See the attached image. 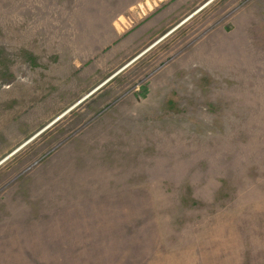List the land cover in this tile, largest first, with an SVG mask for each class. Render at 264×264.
Listing matches in <instances>:
<instances>
[{"label": "rangeland", "instance_id": "obj_1", "mask_svg": "<svg viewBox=\"0 0 264 264\" xmlns=\"http://www.w3.org/2000/svg\"><path fill=\"white\" fill-rule=\"evenodd\" d=\"M7 155L0 264H264V0H0Z\"/></svg>", "mask_w": 264, "mask_h": 264}, {"label": "crops", "instance_id": "obj_2", "mask_svg": "<svg viewBox=\"0 0 264 264\" xmlns=\"http://www.w3.org/2000/svg\"><path fill=\"white\" fill-rule=\"evenodd\" d=\"M171 21V17L165 15V13H163V10H160V12H157L155 14L150 15L148 18H145L142 22H140V24L137 25V27H135L129 34H128V42L130 43V45L132 47H129V49L126 50V42L124 43V47L123 49L126 50V52L131 51L133 48H135L138 45H141L143 43H147L148 41H150V39H152L153 37L158 36L162 30L166 27H168L169 22ZM176 25V24H175ZM174 27V26H173ZM171 29V28H170ZM170 29H168L167 31H165L162 35L166 34ZM173 31V30H172ZM171 31V32H172ZM169 32V33H171ZM168 33V34H169ZM168 34H166L165 36H167ZM161 35V36H162ZM159 36V37H161ZM164 36V37H165ZM158 37V38H159ZM162 37V39L164 38ZM157 38V39H158ZM160 39V40H162ZM159 40V41H160ZM158 41V42H159ZM156 42V43H158ZM155 43V44H156ZM152 47V46H151ZM137 55V54H136ZM135 55V56H136ZM125 56V55H124ZM130 55H126V59L127 57H129ZM134 56V57H135ZM133 58V57H132ZM131 58V59H132ZM127 63V62H126Z\"/></svg>", "mask_w": 264, "mask_h": 264}, {"label": "bare ground", "instance_id": "obj_3", "mask_svg": "<svg viewBox=\"0 0 264 264\" xmlns=\"http://www.w3.org/2000/svg\"><path fill=\"white\" fill-rule=\"evenodd\" d=\"M208 2H209V1H208ZM205 4H206V3H205ZM205 4H204V5H205ZM204 5H202V6H204ZM202 6H201V7H202ZM201 7H200V8H201ZM196 11H197V10H196ZM191 14H193V13H191ZM191 14H190L189 16H191ZM189 16H188V17H189ZM186 19H187V18L183 19L182 22H183L184 20H186ZM164 36H165V34H164L163 36H161L160 38H158L154 43H156L157 41H159V40H160L162 37H164ZM154 43H152V44L149 45L147 48H145V50L148 49L149 47H151ZM145 50H143L142 52H140L138 55H140L141 53H143ZM124 66H126V64H125ZM124 66H123V67H124ZM123 67H121V68H123ZM121 68H120V69H121ZM120 69H119V70H120ZM119 70H118V71H119ZM116 73H117V72H116ZM114 74H115V73H114ZM88 93H89V92H88ZM86 95H87V94H85V96H86ZM80 101H81V99H80L78 102H80ZM78 102H77V103H78ZM70 108H71V107H70ZM70 108H68V109H67L65 112H63L61 115H58V116H57L55 119H53L50 123H52L53 121H56V120H57L58 118H60L64 113H66ZM50 123H49V124H50ZM44 128H45V127H44ZM44 128H43V129H44ZM43 129L39 130L37 133H35L34 135H32L29 139H31L32 137H34L35 135H37V134H38L40 131H42ZM28 141H29V140H27V141H25L24 143H22L19 147H17L15 150H13L9 155L13 154L18 148H20L21 146H23V145H24L25 143H27ZM9 155H7V156H5L3 159H1L0 162H2L4 159H6Z\"/></svg>", "mask_w": 264, "mask_h": 264}, {"label": "water", "instance_id": "obj_4", "mask_svg": "<svg viewBox=\"0 0 264 264\" xmlns=\"http://www.w3.org/2000/svg\"><path fill=\"white\" fill-rule=\"evenodd\" d=\"M208 1H209V0H208ZM195 11H196V10L193 11L194 14L197 12V11H196V12H195ZM192 15H193V14H191V16H192ZM191 16H190V17H191ZM188 18H189V17H187V19H188ZM187 19H186V20H187ZM184 21H185V20H184ZM184 21H183V22H184ZM181 23H182V21L179 22V23H177V24H176L174 27H172V28H171L166 34H168L169 32H171L172 30H174V29H175L176 27H178ZM166 34H165V35H166ZM139 56H140V55H136L135 57H133L132 59H130V60L126 63V66L129 65L131 62H133V61H134L136 58H138ZM124 67H125V66H124ZM124 67H123V68H124ZM121 69H122V68H121ZM121 69H120V70H121ZM115 74H116V73H115ZM113 75H114V74H112L110 77H112ZM110 77H109V78H110ZM109 78H107V80H108ZM107 80H106V81H107ZM106 81H103V83L106 82ZM103 83H102V84H103ZM102 84H101V85H102ZM101 85L99 84L98 86H96V87H95L94 89H92L89 93H87V95H86L85 97H87L88 95H90L93 91H95V90H96L99 86H101ZM85 97H83V98H85ZM42 131H43V130H42ZM40 132H41V131H40ZM40 132H39V133H40ZM39 133H38V134H39ZM35 136H36V135H35ZM35 136H34V137H35ZM34 137H32V138H34ZM32 138H31V139H32ZM31 139H30V140H31ZM21 147H22V146H21ZM18 149H19V148H18ZM18 149H17V150H18ZM17 150H16V151H17ZM0 163H1V162H0Z\"/></svg>", "mask_w": 264, "mask_h": 264}, {"label": "built area", "instance_id": "obj_5", "mask_svg": "<svg viewBox=\"0 0 264 264\" xmlns=\"http://www.w3.org/2000/svg\"><path fill=\"white\" fill-rule=\"evenodd\" d=\"M143 8H144V7H143ZM143 8H142V9H143Z\"/></svg>", "mask_w": 264, "mask_h": 264}]
</instances>
